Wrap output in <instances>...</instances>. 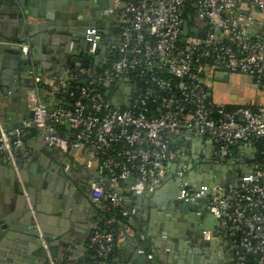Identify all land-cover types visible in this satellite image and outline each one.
<instances>
[{"label":"built area","instance_id":"2783aa9c","mask_svg":"<svg viewBox=\"0 0 264 264\" xmlns=\"http://www.w3.org/2000/svg\"><path fill=\"white\" fill-rule=\"evenodd\" d=\"M111 2V8L99 13L111 28L108 41L103 42L97 27L83 31L88 53L101 67L90 75L93 79L71 86V80L79 79L74 74L66 82L49 85L52 95L68 98L56 108L46 106L42 86L35 79L26 92L31 118L12 131L0 123V155L16 175L38 237L43 234L15 158L21 140L32 130L65 158V171L90 178L94 207L117 210L129 219L136 213L125 205L123 188L133 193L157 189L167 176V165L178 157L171 138L190 133L211 142L214 164L229 158L235 149L254 144L255 152L247 154L254 159L244 160L248 172L235 188L205 189L209 191L205 210L225 235L231 253L227 264H246L248 257L264 264V147L261 151L255 147L258 141L264 143V105L216 104L209 98L206 82L210 70H222L248 75L256 85H264V0ZM1 43L27 49L25 43ZM73 47L71 41L66 52ZM184 175L182 169L177 176ZM202 195L182 184L177 199L195 202ZM202 237L212 239L209 231ZM139 239L144 240L143 232ZM42 246L46 264H75L51 258ZM88 247L96 259L104 260L113 251L112 235L95 230Z\"/></svg>","mask_w":264,"mask_h":264},{"label":"crops","instance_id":"0c3cea01","mask_svg":"<svg viewBox=\"0 0 264 264\" xmlns=\"http://www.w3.org/2000/svg\"><path fill=\"white\" fill-rule=\"evenodd\" d=\"M59 2L0 0V38L27 44L22 55L10 48H0V123L4 130L19 128L31 118L26 107V92L35 79L42 86L41 96L46 106L55 108L60 100L48 91L49 85L66 82L78 72L93 75L99 70L87 45L77 36L83 31L76 23L82 22L83 16L75 20L69 18L72 7L64 12L58 9ZM92 3L84 8L86 16ZM38 9L47 16L25 15L29 10ZM103 25V35L107 36L111 28L105 26V22ZM71 41L75 46L68 53ZM83 59L90 61L88 68L83 66ZM206 82L211 100L216 104L264 105V85H256L248 75L210 70ZM21 141V147L15 151L16 162L31 192L36 217L47 243L56 250L54 259H67L75 264H227L231 261L223 234L210 240L202 237L197 242L188 229L191 225L187 218L177 208H170L168 183L183 169V156L193 153L201 157L208 152L205 138L190 133L171 138L178 157L167 165V176L152 193H133L123 188L125 205L136 213L132 225L142 224L144 240L139 239V233L133 228L126 230L118 236L114 254L104 262L97 261L88 247L101 209L90 201V178L78 171H65V158L46 146L37 133ZM250 153L247 146L237 148L230 165L237 164ZM13 172L0 155V264H46L45 249L38 244L32 231L31 219L17 191ZM205 211L203 208L188 216H201ZM149 227L153 230L147 238ZM164 233L170 236L165 237Z\"/></svg>","mask_w":264,"mask_h":264},{"label":"water","instance_id":"95a60500","mask_svg":"<svg viewBox=\"0 0 264 264\" xmlns=\"http://www.w3.org/2000/svg\"><path fill=\"white\" fill-rule=\"evenodd\" d=\"M91 2L93 3L91 7L89 6L90 11L88 13V16H86V10H84V8L88 5V3H91ZM59 4H61V6L58 9L64 12L68 10L69 6L72 7L71 14H68L69 18H72L75 20L77 16H83L82 22L76 23L78 26H82V31H84L88 27H95V28L97 27L101 35L104 34L103 22H105V26H106L108 19L100 18L99 13L102 10L112 7L111 0H60ZM25 15H28L29 17H33V18H42V17L47 16V14H45V12H42L41 9L29 10L28 12H25ZM102 20H106V21H102ZM85 21H89V24L85 23ZM191 32L196 33L197 30L192 29ZM252 32L253 30H250V33ZM183 35L184 36L186 35V23H184L183 25ZM77 36L83 42V39H82L83 32H81ZM10 41H11L10 39L0 38V48H10L12 52L17 53V54L19 53L20 55H22L23 50L21 49V47L9 46V45L1 43V42H10ZM18 43L22 44L23 41H19ZM74 46H75V43H74ZM81 62L85 68H88V66L90 65V61L88 59H83L81 60ZM95 62L96 64H98L99 61L96 60ZM98 69L101 70V67H98ZM112 104L115 105V102L113 99H112ZM30 115H31V112H30ZM12 140H15L14 136H12ZM205 146L207 148L206 151L208 152L205 153L203 158L199 156L198 157L193 156V153L192 155H189V156H183L182 160L184 162L183 169L185 170V175L181 177L176 176L173 179H171V181L168 183V186L171 188V190H168V198L170 199V203H171L170 208H173V207L177 208L179 210V213L182 214L185 218H187V223L191 225V226L188 225V229L192 232V235H191L192 238L197 242H200V240L202 239L203 232H206V231H211L212 237H216L217 235H219L220 234V231L218 229L219 224L217 220L215 219V217L208 211H205L203 215L197 216V217L190 216V215L188 216V214L197 213L203 208H205L207 204V196L211 189L217 190L219 188L221 189L235 188L240 177L244 176L248 172V169L245 166H243L244 160L252 161L254 159L253 156H248L246 159H242L237 164L230 165V161L236 156V151L234 150L232 152V155L229 158L221 160L220 164H214V158L212 155L213 146L211 142L207 140L205 143ZM248 148H250V152L252 154L255 152L254 144L249 145ZM18 176L28 196L29 204L31 205L32 209L34 210L36 214L37 209L32 200L31 192L27 190L23 176H22V172L20 170H19ZM14 177L16 179L17 191L21 194L24 200V203H25L26 211L28 212V215L30 217L28 205L25 202V198L22 194L23 192H22L21 186L16 178L15 173H14ZM182 184H184L187 188L195 192L202 193L203 194L202 197L196 200L195 202H189L187 200L185 201L178 200L177 195L179 193V190ZM205 189L209 191L207 192ZM31 225H32V231L37 237L38 244L42 246L44 243L46 246V249L48 250L50 257L56 258V250L52 248L51 245L49 246V244L47 243L46 236L45 234H43L41 227L40 229L43 235H42V238L40 239L35 230L34 223L32 220H31ZM148 229H150V231L147 233V236H146L147 238L149 237V234L153 230L150 227ZM163 235L165 237L170 236L167 233L166 234L164 233ZM223 237L225 238V235H223ZM43 258H45V260L47 258L45 251H44Z\"/></svg>","mask_w":264,"mask_h":264},{"label":"trees","instance_id":"16d2710c","mask_svg":"<svg viewBox=\"0 0 264 264\" xmlns=\"http://www.w3.org/2000/svg\"><path fill=\"white\" fill-rule=\"evenodd\" d=\"M102 40H103V42H107L108 41L107 36L103 35ZM94 61H96V60H94ZM76 74H77L79 79H78V81H74V82H72V80H71L69 83L71 86L84 84L82 82L83 79H89V78L93 79L91 77L92 75L90 76V74H80L79 72ZM55 96L58 100H60L58 106H56V107H62L68 102L67 101L68 98L66 99V96H60V95H55ZM209 98L211 99L210 95H209ZM33 133H36V132L34 130H32L30 135H32ZM255 147L258 151H261L262 148L264 147V143L262 141H258L255 143ZM235 151H236V149H235ZM258 159H261L260 155H257V160ZM121 185H123V187L125 186L124 183H122ZM102 203H103V206H106L108 204L106 200H103ZM98 215H99V222H98L95 230H97L101 233H110L112 235V239H113V251H112L111 255L104 260L97 258V261H99V262L108 261L111 258V256L115 252V243L117 241L118 236L123 234L126 230L133 228L138 233L143 232L142 231V228H143L142 224L140 225V223H138L137 226H133L132 222H131L132 219L122 217L119 214V212H117V210L116 211H114V210L103 211V209H100L98 211ZM109 219H113L114 222L110 225H106L104 222L106 220H109ZM134 219H135V217L133 218V220ZM255 261L256 260L254 259V257H248L246 264H255Z\"/></svg>","mask_w":264,"mask_h":264},{"label":"flooded vegetation","instance_id":"af4514ba","mask_svg":"<svg viewBox=\"0 0 264 264\" xmlns=\"http://www.w3.org/2000/svg\"><path fill=\"white\" fill-rule=\"evenodd\" d=\"M204 155H205V153H203V155L201 156V158H203V157H204Z\"/></svg>","mask_w":264,"mask_h":264}]
</instances>
